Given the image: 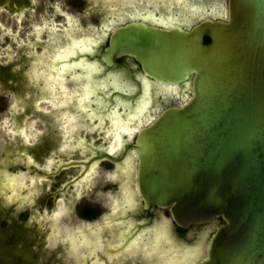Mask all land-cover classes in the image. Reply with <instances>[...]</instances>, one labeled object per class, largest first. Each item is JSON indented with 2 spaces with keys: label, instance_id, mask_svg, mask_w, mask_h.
I'll list each match as a JSON object with an SVG mask.
<instances>
[{
  "label": "water",
  "instance_id": "95a60500",
  "mask_svg": "<svg viewBox=\"0 0 264 264\" xmlns=\"http://www.w3.org/2000/svg\"><path fill=\"white\" fill-rule=\"evenodd\" d=\"M215 7L192 23L135 17L113 29L94 56L104 72L133 85L115 91L132 104L148 77L160 87L178 85L180 97L159 105L157 93H166L156 88L152 118L117 153L87 140L96 153L63 160L54 174L77 169L56 192L94 160L120 167L131 157L136 206L122 214L133 224L121 244L162 218L183 227L206 222L214 232L199 264H264V0H215ZM125 54L142 69L118 60ZM144 209L157 212L143 216Z\"/></svg>",
  "mask_w": 264,
  "mask_h": 264
},
{
  "label": "rangeland",
  "instance_id": "374dc122",
  "mask_svg": "<svg viewBox=\"0 0 264 264\" xmlns=\"http://www.w3.org/2000/svg\"><path fill=\"white\" fill-rule=\"evenodd\" d=\"M98 1L0 0V264H114L104 259L95 241L91 243L98 260L81 240V230L110 211L111 196L118 191V181L110 176L113 162L102 160L82 192L78 185L72 186L71 196L63 193L57 202V188L77 168L28 185L36 176L25 163L27 154L40 166L51 151H56V155H80V151L60 148L64 134H68L62 128L65 121L48 107L58 97L47 96L50 91H45L33 68L45 61L46 51L66 39L67 16L79 23L77 30L97 28L107 10ZM56 3L60 10L54 7ZM40 25L50 30H34ZM105 42L102 40L99 47ZM157 97V104L163 105L179 98L180 93L176 98L162 97L160 93ZM80 131L87 132L84 128L76 132ZM88 136L100 134L88 131ZM21 182L25 183L23 187ZM107 234L105 230L101 237L104 239Z\"/></svg>",
  "mask_w": 264,
  "mask_h": 264
},
{
  "label": "bare ground",
  "instance_id": "6f19581e",
  "mask_svg": "<svg viewBox=\"0 0 264 264\" xmlns=\"http://www.w3.org/2000/svg\"><path fill=\"white\" fill-rule=\"evenodd\" d=\"M104 1L111 2L112 6L121 7L118 15L119 19H125L129 16H153L154 19L158 10L160 16H157L154 21L157 20L160 23L170 25L178 21L189 23L191 20L187 17L182 18L184 16L181 17L178 12H173V4L178 2L181 5L183 0ZM213 10L215 12L216 7ZM67 18L68 20L64 23L66 39L59 43L57 47H53L52 51H46L45 61L42 64L38 62L37 66L35 65L36 67L33 68L37 79L44 83L45 91H50V93L48 91L47 96L50 98L53 96L58 97V100L52 102L53 106L50 102L48 107L51 106V111L56 116L60 114L66 123L62 128L63 131L67 130L68 134H64L65 141L60 148L62 150L80 151V157L90 158L97 151V149L90 148L88 145L87 140H91L93 144L106 147L109 151L117 153L128 137L132 136L139 126L152 118L153 104L156 100L155 89L159 87L158 89H161L164 93L172 94L181 92L180 88L178 85L166 84H160V87L146 77L142 82V94L131 104V100L122 97L115 91V88L130 91L133 89V85L124 80L119 73L104 72L103 63L94 56L104 36L107 35V31L86 30L83 27H78L80 30H77L76 26H79V23L74 22L71 16H67ZM116 20L117 18L113 21ZM106 26L109 28L112 23H108ZM42 29L50 30L49 27H42L41 25L35 27L34 30L39 32ZM53 29L57 30L55 26ZM52 32L58 36L57 32ZM52 91L58 95H55ZM106 93L112 94L113 99L106 97ZM79 128H84L87 132L82 133L80 131L77 133L76 131H79ZM102 130H104V138L100 142L95 136H88V131H98V134H103ZM73 132L77 133L75 137L72 136ZM71 156L60 153L57 155L52 154L50 158L47 157L46 163L40 166L41 164L39 165L32 155H28L25 163L28 168H32L36 177L32 179L31 183H27L25 179L24 182L30 185L35 181H45L48 176L54 175L55 170L62 165L63 160ZM101 161L94 160L88 170L79 179L73 181L66 190L61 189L59 190L60 193L55 192L56 202L58 196L63 193L71 196L72 186L78 185L81 188L79 192H82L84 187L93 179ZM124 162L123 166L115 167L110 172V176L119 181L120 189L111 196V210L104 217L109 220L91 222L86 225L87 229L83 228L81 230L83 233V239L81 240L89 245V250L92 251L91 256L96 257L97 260L99 259L92 248L95 247L91 243L92 241H95L96 246L98 245L99 249L102 250L101 255L104 259L107 261L112 260L113 263L117 260L129 258L130 254H134L140 249L143 243L150 242L151 244L147 243L149 250L148 246L146 249L151 251L152 255H154V252L160 253V255L161 253L164 254L169 259L168 264H194L204 253L203 244L183 245L180 238L178 239L173 234L172 225L164 218L157 223L144 226L127 244H121L127 235L125 231L133 224L131 217L122 214L130 212L136 206V194L131 181L135 172L132 164L133 159L127 157ZM15 180L17 179L15 178ZM24 182H21V187L25 185ZM59 199L61 200L62 196ZM106 228L109 231L106 238L103 239L101 234ZM109 245H115L117 248ZM141 250L140 255L149 256L144 248Z\"/></svg>",
  "mask_w": 264,
  "mask_h": 264
},
{
  "label": "flooded vegetation",
  "instance_id": "af4514ba",
  "mask_svg": "<svg viewBox=\"0 0 264 264\" xmlns=\"http://www.w3.org/2000/svg\"><path fill=\"white\" fill-rule=\"evenodd\" d=\"M186 1H187V4H186ZM186 1L183 0V3L181 5H180V3L178 4V2H175L173 4L174 5L173 6L174 7V11L173 12L180 13L181 14L180 15L181 17L184 16L182 18H186V17H187V19L191 18V20H190L189 23H192L193 21H196L197 19H199L200 16L202 15L201 14L202 11L204 12V14H207V15L209 13H211L212 10H213V8H214V3H215V0H186ZM97 3L98 4H101L99 6H101L102 8H106L107 10L105 12H103L105 15L103 16V18L101 19V21L97 24V28L95 27L93 29L94 30L97 29V31H100V32L107 31V35H105L104 38H103V40L105 39L106 42L101 47H98L97 48V50L95 51V54L100 49L104 48L105 45L108 44L109 38H110V34L113 31V29L118 24L123 23L124 20H131V19H134L136 17V16L135 17L134 16H129L128 18H125V19H119V16L118 15H119V10L121 8L120 6L119 7L118 6H112L111 5L112 4L111 2H109L110 4H106L103 0H100ZM196 5H197V7H196ZM54 7L57 10H60L57 3L54 5ZM107 7H109V9ZM157 16L158 17L160 16V11H158V10H157V13L155 14L154 17L157 19ZM115 18H117V20L114 22L113 20ZM137 18L146 20L148 22H155L154 21L155 18L153 19V16H151V17L137 16ZM150 19H151V21H150ZM157 22L160 23L159 21H157ZM108 23H112V26L109 27V28H107V26H106ZM175 23H180V22L178 21V22H175ZM93 29L92 28H90V29L88 28L86 30H93ZM90 56H92V55H90ZM100 59H102V58H100ZM118 60L123 61V62H127V63H129L131 65L134 62L140 64V62L136 59V57L133 56V55H130V54L122 55V56H120L118 58ZM140 68L142 69L141 64H140ZM176 95H177V92H174V93L171 94V96H170V94L169 95L164 94L162 97H166V98L167 97L168 98H173L174 97V98H176ZM176 100H178V99H174V100L172 99L171 102H174V101L176 102ZM60 117L62 118V120L64 122L63 117L61 115H60ZM102 131H103V134H100L99 137H96L98 139V142H100L104 138V130H102ZM96 132L98 134V131H96ZM115 167L116 166L114 164V169H115ZM78 170H79V168H78ZM119 189H120V183L118 181V190ZM110 210H111V208H110ZM164 210H166L167 213H169V214L171 213L169 207L168 208H164ZM156 212H157V209L151 210L150 212H148L147 209H144L143 210V216H147V214L152 215V214H155ZM206 224H207L206 222H204V223H198V224L194 223V224H190V225H188L186 227H183V226H180L179 224H177L174 221V224L172 225V232H173V234L178 239L180 238V241L182 242L183 245H186V246H195V245H198V244H201V245L203 244L202 246L204 248V251H203L204 253L201 254V256L194 262V264H199V262L203 259V257H204L203 255L205 254V252H207V248H205L206 247L205 245H208L209 240H210V237H211L212 233L214 232L213 230L212 231H208ZM105 230L107 232L109 231V229H107V228ZM205 238H207L206 241H205ZM147 243L148 242L143 243V245L140 247V249H138L134 254H130V257L129 258H127L125 260H122V261L121 260L120 261L117 260V261L114 262V264H122V263H124V264H168L169 263V259L164 254H162V253L160 255V253L154 252V255H152V252L151 251H148L149 250L148 244H151V243L150 242L148 244ZM125 244H127V243H125ZM146 247L148 248V250L146 249ZM142 248H144V250L147 251V253H148L149 256L138 255V254L142 253L141 252L142 251L141 250ZM136 255H138V256H136ZM108 262H112V260H110Z\"/></svg>",
  "mask_w": 264,
  "mask_h": 264
},
{
  "label": "trees",
  "instance_id": "16d2710c",
  "mask_svg": "<svg viewBox=\"0 0 264 264\" xmlns=\"http://www.w3.org/2000/svg\"><path fill=\"white\" fill-rule=\"evenodd\" d=\"M92 211V210H91Z\"/></svg>",
  "mask_w": 264,
  "mask_h": 264
}]
</instances>
